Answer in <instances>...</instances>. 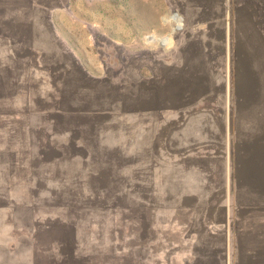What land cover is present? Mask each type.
<instances>
[{
	"label": "rangeland",
	"instance_id": "1",
	"mask_svg": "<svg viewBox=\"0 0 264 264\" xmlns=\"http://www.w3.org/2000/svg\"><path fill=\"white\" fill-rule=\"evenodd\" d=\"M171 48L194 87L128 74ZM246 191L264 193V0H0V264H264Z\"/></svg>",
	"mask_w": 264,
	"mask_h": 264
},
{
	"label": "crops",
	"instance_id": "2",
	"mask_svg": "<svg viewBox=\"0 0 264 264\" xmlns=\"http://www.w3.org/2000/svg\"><path fill=\"white\" fill-rule=\"evenodd\" d=\"M203 4V3H202ZM220 4H223V2H220ZM219 4V5H220ZM204 7L207 6L208 7V4L204 3L203 4ZM224 8V4L222 5V9ZM213 19V17H212ZM211 24H213V22H211ZM216 39L220 40L222 43L226 40V34H225V31L220 29V32H219V37H216ZM209 45V43H208ZM200 47L202 49L206 48L207 45L203 44V43H200ZM220 49H223L224 48L220 45ZM184 48H179V51H175V49H159V50H155V51H151V52H136V55H133L135 56L133 58L132 61L129 62L128 65H126V68H127V72L129 74V72H132L130 71L131 70H134L133 67H136V74H143V73H146V71H158L160 72L161 74L163 72H168V73H171V72H174L175 74H172V75H168L167 79H162V86H165V87H168L169 83L171 81H173V79L175 80H179L178 83L180 84V86L182 87H190L192 86V82H193V79H192V74L193 73V65L194 63L193 62H190L188 61L187 59L184 60L182 58H184L183 55H185V57H188L184 52ZM181 52V54H180ZM184 53V54H183ZM208 53V49L205 50V59L203 61V59H201L200 63H196V64H205V66H207V70H209V67H208V59H206V57L209 55L207 54ZM209 57V56H208ZM178 58L182 59L180 62L177 61ZM135 60V61H134ZM189 66V67H187ZM179 71H182L185 73V75H180L179 74ZM188 73V74H186ZM174 80V81H175ZM169 81V83L167 82ZM207 81V79H206ZM205 81V82H206ZM200 82L202 83V79L200 80ZM167 83V85H166ZM204 83L199 85L200 88L204 87ZM206 86L208 87L209 85H207L206 83ZM194 87V86H192ZM197 88V87H196ZM182 98L181 100H187L188 97H190V101H192V92L191 90H189V92H185L183 95H181ZM248 184V189L251 191V188L254 189L255 191L258 190H261V188L259 189V187H257L256 185H254V183L252 182V180H249L247 182ZM242 194V193H240ZM245 195L244 196V202H243V206L246 207V208H257V206L259 205L258 203V200L261 201V206L259 207H264V193L263 194H255L253 192H248L246 191L244 193ZM208 258H206V262L208 263ZM205 262V263H206Z\"/></svg>",
	"mask_w": 264,
	"mask_h": 264
},
{
	"label": "built area",
	"instance_id": "3",
	"mask_svg": "<svg viewBox=\"0 0 264 264\" xmlns=\"http://www.w3.org/2000/svg\"><path fill=\"white\" fill-rule=\"evenodd\" d=\"M172 15H174L175 17H177L178 19H180L179 21L173 20V22L175 23V28H176V30H181V28H182V19H181V17H180L177 13H173ZM171 20H172V19H171ZM166 38H168V37H166ZM162 39H164V37L160 39V43H161L162 45H166L167 42H166V44H165V43L163 42ZM166 41H167V40H166Z\"/></svg>",
	"mask_w": 264,
	"mask_h": 264
},
{
	"label": "bare ground",
	"instance_id": "4",
	"mask_svg": "<svg viewBox=\"0 0 264 264\" xmlns=\"http://www.w3.org/2000/svg\"><path fill=\"white\" fill-rule=\"evenodd\" d=\"M169 18L172 19V20H176V21H177V19H175V18H177V17L174 18V15H170ZM179 20H180V19H179ZM146 39H147L148 42H154V41H155V40H154L155 37H154L152 34H151L150 36H147ZM162 40H163V42H164L165 44H166V42H168V38H166V37H164V39H162ZM166 40H167V41H166Z\"/></svg>",
	"mask_w": 264,
	"mask_h": 264
}]
</instances>
